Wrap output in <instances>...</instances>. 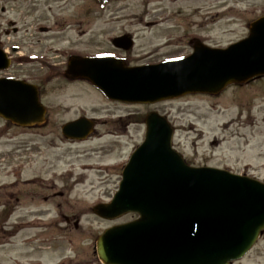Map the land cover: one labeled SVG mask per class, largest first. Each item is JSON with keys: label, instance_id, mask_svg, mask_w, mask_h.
<instances>
[{"label": "rangeland", "instance_id": "1", "mask_svg": "<svg viewBox=\"0 0 264 264\" xmlns=\"http://www.w3.org/2000/svg\"><path fill=\"white\" fill-rule=\"evenodd\" d=\"M91 2L0 0V46L8 49V20L15 21L31 43L36 40L32 34L36 22H43V27L48 28L52 20L63 21L61 17L82 10ZM91 11L102 16L93 23L92 33L76 35L67 42H76L74 50L79 53L100 51L105 36L99 34L105 26L109 35H137L138 43H148V50L170 39L173 47L165 52L180 54L188 36L219 48L245 38L249 23L264 16V0H161L148 7L142 0H121L100 10L92 6ZM165 16L170 20L161 19ZM146 21L158 25L146 26ZM79 27L82 28L78 31H84L86 25ZM67 44L58 43L55 48L65 50ZM65 91L47 97V101L63 106L55 109L47 130L39 135H22V141L17 136L8 141L26 144V150L19 152L26 154V178L44 181L46 197L53 191L62 195L45 201L38 221L26 215L12 218L14 222L21 217L23 224L37 223V227L23 230L11 246L0 248V264H101L95 254L96 238L104 230L136 216L129 214L107 221L94 215L92 208L111 200L123 166L143 140L144 125L128 126L127 122L137 116L143 123L142 118L149 111L166 117L172 124L173 147L191 166L225 169L264 182V77L248 84L228 85L215 97L192 95L150 106L107 104L86 87H72L73 92L64 94ZM81 114L98 119L97 136L84 143L66 142L59 136V128ZM119 116L126 118L116 121ZM103 121L107 123L102 125ZM7 150V141L1 139L0 161ZM2 165L7 167L8 161ZM5 171L0 166L2 176ZM64 218L70 222L67 224ZM235 264H264V233L248 255Z\"/></svg>", "mask_w": 264, "mask_h": 264}, {"label": "water", "instance_id": "2", "mask_svg": "<svg viewBox=\"0 0 264 264\" xmlns=\"http://www.w3.org/2000/svg\"><path fill=\"white\" fill-rule=\"evenodd\" d=\"M113 43L131 45L127 36ZM7 66L0 51V70ZM66 74L87 79L108 99L125 103L217 95L230 84L264 76V16L249 24L246 38L224 49L196 44L186 59L138 68L108 57L74 58ZM44 113L35 88L0 79L3 120L29 127L43 122ZM145 123V139L124 167L114 197L92 209L107 221L127 214L138 217L96 238L98 261L231 264L242 259L264 231V184L225 170L188 166L172 148L174 130L168 121L152 112ZM85 128V120H77L65 124L62 133L80 138Z\"/></svg>", "mask_w": 264, "mask_h": 264}, {"label": "flooded vegetation", "instance_id": "3", "mask_svg": "<svg viewBox=\"0 0 264 264\" xmlns=\"http://www.w3.org/2000/svg\"><path fill=\"white\" fill-rule=\"evenodd\" d=\"M119 1L121 0H92V2L88 3V6L83 7L82 10L76 12L74 10L71 15L61 17L63 21L56 22V20H52L48 28L43 27V22L38 21L32 28L34 29L32 34L36 37V40L31 43L23 37L22 32L16 26V22L8 20L9 27L6 32L9 37L8 49L0 46V48L6 50L8 68L5 71L0 72V78H6L10 80L9 82H22L27 86L34 87L36 90L37 101L40 106L43 107L45 114L43 122L35 123L29 127L14 125L9 121H3L0 118V122L3 123V126L0 127V140H6L8 146V150L6 151L8 154H6V157L0 161V166L6 168L5 173H3L4 176L0 174V248H6L8 245L11 246L13 244V239L19 236L23 230H28L29 228L34 229L37 227V223L29 222L23 224L20 220L21 217H19L18 221L13 222L12 218L15 215L36 217V220L38 221L39 217L37 216L43 214L45 201L49 198L60 197L62 195L61 193L53 191L50 192V196L46 197L44 181L27 179L24 175L26 164L23 160L26 154L24 156L19 154L20 151L26 150V144L23 142V144H8V141H14L16 136L22 141V139H20L22 135H39L44 130H47L49 118L53 115L55 109L63 108L59 103L47 101V97L52 93L63 92L66 90L64 93L66 94L68 92H73L70 91L72 87H86L98 94L101 100L107 104L124 105L123 103L108 100L85 79L66 77L64 72L68 70L70 60L76 57L111 56L112 58L122 59L124 66L128 67L156 65L168 60L186 57L192 51V48L196 45L197 41L203 43L198 37L189 38L188 36L183 46L185 49L180 54L165 52V49L173 47L172 40L170 39L166 42L155 45L153 49L148 50V43H138L137 35L124 32L115 36L109 35L110 32L108 31V28L103 26L99 35L101 37L105 36V42L100 47V51H96V53H79L74 50L76 42L67 44V42L76 35L82 36L92 33L93 23L102 19V16L92 14V6H97V10H99L98 7L102 3H105L107 6L111 2ZM142 1L145 7L153 6L154 4L161 2V0ZM142 18L139 22H142ZM161 19L166 21L170 20L166 16ZM104 22L107 23V21ZM41 23L42 27H38ZM143 23L146 26L153 27L158 25L157 22L153 21H146ZM56 24L57 26L55 27ZM82 24L86 25L85 30L78 31V29H81L82 27L77 28V25L81 26ZM71 29H77V31L73 32ZM86 29H88V31H86ZM123 34H128L130 36L131 46L129 50L124 47H116L113 44V39ZM149 39L151 40L152 37L149 36ZM58 43L67 44L65 45L66 49L60 50L59 48H55ZM141 46H145V50L138 52L136 49ZM135 50L136 52L134 53ZM149 112H147L142 118L143 123ZM127 116L128 118L132 117L129 115ZM78 118H87V121H85L87 128L83 129V137L87 135L86 138L66 137L62 134V126L59 128V136L66 142L70 143H84L95 139V136H97V125L99 123L98 119L92 116L86 117L85 114H81L73 120ZM124 118L126 117L119 116L116 121L123 120ZM135 119L134 121H128V126L131 124H143L141 123V117L136 116ZM103 123L106 124L107 121L101 122L102 125H104ZM4 135H9V138H5ZM7 161V167L6 165H2V163ZM34 205H36V207ZM64 221L67 224L70 222L68 218H64ZM9 240L11 241L10 244Z\"/></svg>", "mask_w": 264, "mask_h": 264}]
</instances>
